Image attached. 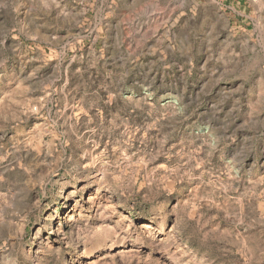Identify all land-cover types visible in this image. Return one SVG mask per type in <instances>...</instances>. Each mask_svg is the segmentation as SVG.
I'll return each instance as SVG.
<instances>
[{"label": "clouds", "instance_id": "clouds-1", "mask_svg": "<svg viewBox=\"0 0 264 264\" xmlns=\"http://www.w3.org/2000/svg\"><path fill=\"white\" fill-rule=\"evenodd\" d=\"M0 264H264V0H0Z\"/></svg>", "mask_w": 264, "mask_h": 264}]
</instances>
